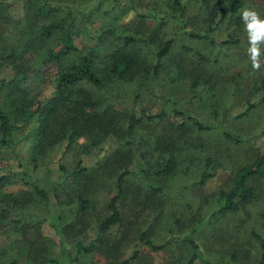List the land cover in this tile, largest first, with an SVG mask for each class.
<instances>
[{
  "label": "rangeland",
  "instance_id": "1",
  "mask_svg": "<svg viewBox=\"0 0 264 264\" xmlns=\"http://www.w3.org/2000/svg\"><path fill=\"white\" fill-rule=\"evenodd\" d=\"M168 1L0 0V55L13 52L17 55L28 53L29 58L33 56L31 65L35 72L23 84L36 101L35 109L39 100L45 105L53 97L52 79L57 70L79 60L88 50L109 52L112 41L125 34L144 37L150 47L147 68L154 71L158 45L169 38L174 41L170 55L161 62L159 77L118 81L111 93H107L110 95L96 94L100 99L105 97L107 104L120 113H135L138 117L164 113L160 121L143 123L138 134L128 138L125 145L119 139L109 138L100 148L81 154L78 146L87 141L82 137L70 150H66V143L52 147L46 162L28 174L27 169L32 170L33 165L20 166L19 163L22 157L30 155L38 116L32 117L26 125L17 122L13 144L0 145V175L15 174L18 182L0 193V264H8L12 259L24 263L25 259L39 256L37 264H41L42 257L47 254L41 253L39 247L48 248L50 256L59 264H78L77 257L84 260L83 264H118L137 250L140 256L132 264H189L196 253L198 258L193 264H203V260L212 264L258 263L261 251L258 236L264 237V179L248 181V185L255 188L259 202L249 205L244 212L215 216L213 202L220 190L234 181L240 167L264 154V104L247 110L249 101L259 94V86L264 81V41L256 45L262 52L256 57L260 68L254 70L252 54L248 53L252 45L244 21L237 22L245 8L256 11L264 19V0H243L239 12L229 15L212 32L209 31L210 20L205 19V7L201 8L197 1L192 2L183 22L170 20ZM44 4L62 11L47 14L42 11ZM69 12L82 13L74 30L77 51L57 65L44 67L43 57L58 39L41 42L36 40V35L42 26L59 21ZM101 29L108 32L105 42H101ZM191 33L201 38L191 37ZM211 39H215L216 44ZM229 39L238 43L223 42ZM14 74L7 64L0 69V79L10 81ZM84 88L90 89V86ZM7 95V89H0L1 102L7 101ZM176 112H183L186 117L182 119ZM189 117L212 130L199 131ZM183 121L186 126L182 129L179 125ZM225 133L234 138L226 139ZM157 136L165 141L174 137L176 140L173 147L167 149L165 144L156 145L154 138ZM141 140L145 147L144 161ZM120 149L133 156L130 170L138 172V163H141L146 167V174L126 180L129 199L120 205L125 225L109 232L103 238L105 243L98 242L93 253L78 254L77 243L88 246L98 241L97 220L107 215L113 189L111 183L103 179L101 194L86 214L88 224L68 232L65 226L73 224L76 216L68 205L73 202L67 197L71 179L64 182L60 166L65 165L72 171L82 160L83 166L94 168L101 166L105 156ZM171 151L176 158L171 174L165 176L169 171L150 174V170L159 171L163 167L161 155H171ZM207 156L213 157L210 171L213 176L204 186L195 185L200 180ZM23 172L27 173L26 179L21 175ZM32 181L46 190L47 201L34 194L29 184ZM151 187L160 189L153 202L147 198L151 195ZM6 196L10 200L15 197V202L8 206ZM21 207H24L23 214L29 217L21 223L24 229L18 231L17 221L24 218ZM59 210L63 220L57 219ZM201 226L198 233L192 232ZM125 231L127 237L122 238ZM142 235L146 236V241L166 247L154 252L142 241ZM186 239L199 246L197 252Z\"/></svg>",
  "mask_w": 264,
  "mask_h": 264
},
{
  "label": "trees",
  "instance_id": "2",
  "mask_svg": "<svg viewBox=\"0 0 264 264\" xmlns=\"http://www.w3.org/2000/svg\"><path fill=\"white\" fill-rule=\"evenodd\" d=\"M193 1H197L201 8L205 7V19L210 20V32L218 29L229 15L237 14L243 6V0H169L167 8L171 13L170 20L183 22L185 16H187L186 12L191 8ZM125 5L129 7L127 4ZM42 11L50 14L58 13L62 10L50 4H44ZM81 14L79 12H69L59 21L41 27V30L36 35V40L46 42L58 39V43L54 47L48 48L45 53L42 60L44 67L53 64L57 65L64 58L73 55V52L77 51V47L74 45V30L76 22H78L77 18L81 17ZM146 16L149 17V14ZM155 19L158 20L159 18L156 17ZM241 20V17H237V22H241ZM102 32L101 42H105L107 41L108 32L104 30ZM191 37L201 38L200 35L195 33H191ZM147 40L144 37L125 34L112 41V49L109 52L102 49L98 53L92 52V50L83 53L79 60L57 70L52 79L54 80L53 97L45 105L39 100L36 109L34 108L36 101L30 97L29 90L26 89L27 86L23 84L25 79L31 78L30 75L35 72V69L31 65L33 56L29 58L27 57L28 53L17 55V53L13 52L0 55V69L7 64L15 71L14 77L10 81H6V78L0 79V89L8 90L7 101L1 102L0 99V145L7 146L13 144V134L18 128L16 124L23 123L26 125L32 117L38 116V121H36L38 124L32 138L33 146L31 147L30 155L27 158L22 157L19 163L20 166H25L27 163L32 164L33 169L31 170L30 167L27 169L28 174H31L42 163L46 162L52 152V147L66 143V150H70L77 145L78 140L82 137H85L87 141L84 145L78 146L81 149V154H88L100 148L109 138L119 139L122 145H125L128 138L138 134L137 131L143 123L146 121L152 123L163 119V112L142 117H138L135 113H120L107 104L108 101L105 97L100 99L99 95H97L98 97L96 96V94L102 92L105 95H110L107 93L109 91L111 93V90L115 88L118 81L133 82L144 80L148 76L159 77L158 70L161 62L166 56L170 55L173 50L174 41L172 38H169L158 45V49L155 52L156 65L154 71H151L147 68L148 52L150 49ZM211 42L216 44L215 39H211ZM223 42L230 44L238 43V41L231 39ZM258 51L259 53L262 52L259 49ZM181 71L179 68L178 73L181 74ZM85 86H90V89H85ZM17 89L20 91H17ZM258 93L249 101L247 110H252L264 104V81L261 82ZM176 114L182 117V119L186 117V114L183 112H176ZM189 120L201 132L212 130L210 126L204 125L194 118L189 117ZM179 126L183 129L186 123L183 121ZM224 136L226 139L234 138L230 133H225ZM175 140V137L172 140L167 139L166 141L165 138L163 140L162 136L154 138L156 145L162 146L165 144L167 149L173 147ZM140 144L141 157L144 155V161L146 157L143 140H141ZM116 152H111L105 156V159L102 161L103 163H100L101 166L98 165L99 167L83 166L82 160L77 162L72 171H69L65 165L61 164L60 166L64 182L71 179V183L67 188V197L72 199L73 202H70L68 205L71 206L69 210L72 211L73 209L76 216L73 224L65 226L68 232L74 228L88 224L86 214L90 211L89 207L93 203L94 205L96 204L101 194L103 179L109 181L111 183L110 187L113 189L106 208L107 215L97 220L96 233L98 237L96 240L98 241H92L88 246L80 242L77 243L78 254L85 252L87 254L93 253L97 249L96 245L98 242L101 244L105 243L103 238L107 237L109 232L112 233L117 227L121 228L125 225L120 205L123 201L126 202L129 199L126 180L128 177L132 178L137 175L146 174V167L141 163H138V172L129 169V163L131 162V157H133L131 153H125L122 149ZM161 158H164L163 167L161 166L159 171L150 170V174H163L168 171L169 173L165 174V176L171 174L170 171L176 165V158L173 152L171 151V155L163 153ZM212 158V156L205 157V163L202 168L203 172L201 173L200 180L195 185L204 186L212 178L213 175L210 172L214 164ZM23 160L26 161L25 164H23ZM113 174L117 175L112 176ZM21 175L26 177L27 173L23 172ZM16 177L17 175L15 174L0 175V193L7 186L18 183L16 182ZM25 177L24 179H26ZM113 177L117 179L114 180L112 179ZM253 179H264V154L251 162V164L240 167L235 173L234 181L220 190L214 202L212 201L215 204L214 215L241 213L246 211L249 205L258 203L259 196L256 194L255 188L248 185V181L250 182ZM29 184L33 186L34 194L40 200H48L44 188L33 181ZM151 190V195H147V198L153 202V198H158L156 195L159 194L160 189L151 187ZM6 197L8 198V206L15 202V197L12 200L8 196ZM1 202L2 198L0 196ZM208 203H210V200H208ZM21 208L23 214L24 207ZM23 217L22 220L17 221L19 226L18 231L22 228L21 223L29 215L25 213ZM262 217L264 218V213H262ZM57 219H64L61 210H59ZM202 226L199 229H193L192 232L198 233ZM121 237L126 238L127 232H123ZM141 239L154 252L163 250L166 247L163 244L156 245L150 240L146 241V236L144 235L141 236ZM258 239L261 243V251L257 264H264V237L258 236ZM186 241L194 247L196 252L198 251L199 246L193 240L186 239ZM39 251L47 254L46 257H42L41 264H59L58 260L50 256L48 248L39 247ZM139 256L140 251L137 250L132 257L121 260L118 264H132ZM39 257L25 259L24 263H20L17 259H12L8 264H37ZM197 258L198 254L196 253L191 258L189 264H193ZM75 260L78 264H83L84 262L79 257ZM203 262V264H212L210 261L203 260Z\"/></svg>",
  "mask_w": 264,
  "mask_h": 264
},
{
  "label": "clouds",
  "instance_id": "3",
  "mask_svg": "<svg viewBox=\"0 0 264 264\" xmlns=\"http://www.w3.org/2000/svg\"><path fill=\"white\" fill-rule=\"evenodd\" d=\"M242 19L245 24V30L249 37L252 47L248 49V53L252 54L251 61L254 70H259L260 63L256 59L259 51L256 47L258 42L264 41V19H261L256 11L250 9L242 10Z\"/></svg>",
  "mask_w": 264,
  "mask_h": 264
}]
</instances>
